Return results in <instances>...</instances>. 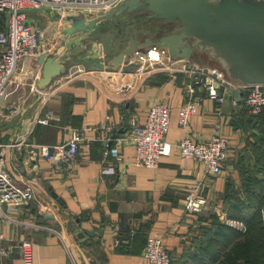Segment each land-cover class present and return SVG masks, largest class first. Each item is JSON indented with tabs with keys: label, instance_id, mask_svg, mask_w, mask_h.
<instances>
[{
	"label": "crops",
	"instance_id": "1",
	"mask_svg": "<svg viewBox=\"0 0 264 264\" xmlns=\"http://www.w3.org/2000/svg\"><path fill=\"white\" fill-rule=\"evenodd\" d=\"M35 11L49 14L43 25L48 38L39 53L20 59L3 101L5 116L0 118V153L19 180L32 185L35 198L26 206L5 205L0 248L8 247L11 253L0 256V264H27L20 247L26 240L33 242L30 264H149L143 251L154 235L163 237L174 264H226L211 262V254H224L230 247L212 242L210 254L201 258L197 252L216 220L239 230L246 228L244 221L230 218L225 203L229 189L244 198L243 173L250 170L258 185H264V171L254 165L252 152L260 132L246 118L245 125L241 123L243 96L228 94L219 103L198 86L192 95L187 90L193 81L191 69L203 66L197 62V53L187 61L174 59L156 46L139 49L130 58L137 65L133 70L109 71L110 58L92 37V30L73 33L72 23L60 21L49 9L30 11L34 24L40 25L38 15L36 19L31 16ZM106 13L82 16L91 21ZM103 24H98L99 29L106 27ZM133 24L126 27L129 35ZM114 27L121 33V21ZM43 53L57 55L69 66L45 89L39 86ZM100 63L104 68H92ZM194 98L199 101L197 112L183 128L180 109ZM155 103L171 108L166 140L173 144L187 136L200 142L217 134L228 139L230 153L223 174L210 176L203 165L177 151L162 157L157 168L136 164V141L127 131L130 120L137 118L144 124ZM75 129H82L91 142L85 156L56 164L35 155V146L65 143ZM112 132L128 137L120 147L123 162L105 153ZM200 182L205 183L206 206L200 214L190 213L184 199ZM252 212L247 210L245 217ZM114 224L121 227L118 235ZM87 231L93 234L80 242L78 233Z\"/></svg>",
	"mask_w": 264,
	"mask_h": 264
},
{
	"label": "built area",
	"instance_id": "2",
	"mask_svg": "<svg viewBox=\"0 0 264 264\" xmlns=\"http://www.w3.org/2000/svg\"><path fill=\"white\" fill-rule=\"evenodd\" d=\"M125 0H0V118L5 116L3 101L8 94L9 86L16 73L21 58L39 53L48 38L47 30L31 22L29 12L49 9L58 15L60 21L70 15L82 16L108 12ZM69 15V16H68ZM68 16V17H67ZM193 81L187 84V90L194 95L196 86L208 91L211 98L224 103L227 95L238 91L252 114L264 110V85H247L229 78L226 73L217 68L194 66L191 69ZM177 78V75H174ZM199 101L192 99L185 104L179 113V124L187 128L191 117L197 112ZM46 122V121H44ZM171 124V108L165 103H155L150 109L147 121L140 124L137 118L130 120L128 134L137 145L136 164L148 168H157L164 156H170L177 151L183 158L192 159L204 166L210 176L224 173L229 158L230 146L228 139L219 134L209 140L194 141L192 137L182 138L173 144L166 140ZM127 136H116L114 132L108 136L107 155L117 162H123L121 146ZM12 145L11 147H13ZM18 146V145H16ZM91 148V142L82 129H75L72 137L62 144L37 145L35 155L50 159L56 164L74 162L78 157L85 156ZM205 183L200 182L185 196V209L190 213H202L206 206L203 196ZM35 198L32 185L20 181L7 166L0 153V218L5 215V205L10 207L26 206ZM243 228V224H241ZM52 230V229H51ZM116 235L121 231L119 224H114ZM115 243L120 240L115 237ZM22 258L25 263L33 261V242L21 243ZM11 249L0 248V256L8 257ZM143 255L149 264H172V258L164 244L162 236L154 235L148 238Z\"/></svg>",
	"mask_w": 264,
	"mask_h": 264
},
{
	"label": "water",
	"instance_id": "3",
	"mask_svg": "<svg viewBox=\"0 0 264 264\" xmlns=\"http://www.w3.org/2000/svg\"><path fill=\"white\" fill-rule=\"evenodd\" d=\"M140 11L149 13L150 19L178 23L179 27L156 37H139L133 27L131 35L127 34L126 27L134 21L127 23L124 18ZM67 19L72 23L73 33L92 30V37L98 39L110 58L109 71L133 70L137 65L130 63L131 56L139 49L156 46L174 59L187 61L197 52H207L219 61L229 78L247 85H264V0H125L91 21L80 15ZM102 21L106 27L99 29ZM119 21L121 33L114 27ZM40 63L44 67L41 89L69 68L57 55L48 53L40 56ZM234 93L241 97L240 92H231ZM36 98L38 102L41 94ZM86 234L93 233L79 232L80 242L85 241Z\"/></svg>",
	"mask_w": 264,
	"mask_h": 264
},
{
	"label": "trees",
	"instance_id": "4",
	"mask_svg": "<svg viewBox=\"0 0 264 264\" xmlns=\"http://www.w3.org/2000/svg\"><path fill=\"white\" fill-rule=\"evenodd\" d=\"M245 118L248 119L250 126L257 128L260 132L252 148L255 158V163H253L261 171H264V110L259 114H251L244 105L241 116V123L244 125L243 119ZM246 160L251 162L253 157H246ZM242 177L245 186L244 198L239 192L229 189L226 193L225 203L230 207V218L244 221L246 228L244 231L239 230L216 220L206 234L202 246L198 249V257L202 258V256L210 254L211 244L215 242L225 248L230 247V249L224 254L221 251L212 253L211 262L213 263L221 260L226 264H264V185H258L255 175L250 170H246ZM249 209H253V212L246 218L245 214ZM222 257L223 259H221ZM172 264H174L173 261Z\"/></svg>",
	"mask_w": 264,
	"mask_h": 264
},
{
	"label": "rangeland",
	"instance_id": "5",
	"mask_svg": "<svg viewBox=\"0 0 264 264\" xmlns=\"http://www.w3.org/2000/svg\"><path fill=\"white\" fill-rule=\"evenodd\" d=\"M34 15H38V18L40 20V22L38 20V23L42 26L45 25L46 20L49 18L48 13H46V15L43 16V14L42 15L37 14V11H35V13H33V15L31 14V16L36 19V17ZM44 17H45V19H44ZM130 19L135 20V25L133 24V27H136L135 29L138 30L139 36H141L143 38L144 37H154L157 34V32H160V34H163L166 31H168L171 27V23L156 21L153 19L151 20L149 18H146L145 14H143V13H135L133 15H127L125 20L128 22V20H130ZM159 23H162V25ZM131 26H132V24H131ZM156 36H159V35H156ZM196 59H197V62L203 64L204 67L217 68V69H221L224 71V68L219 63V61L217 59L211 57L210 54L207 52H204V53L197 52Z\"/></svg>",
	"mask_w": 264,
	"mask_h": 264
},
{
	"label": "flooded vegetation",
	"instance_id": "6",
	"mask_svg": "<svg viewBox=\"0 0 264 264\" xmlns=\"http://www.w3.org/2000/svg\"><path fill=\"white\" fill-rule=\"evenodd\" d=\"M138 13H143V14H145V17L146 18H149V13H147V12H145V11H140V12H138ZM127 17V16H126ZM150 19V18H149ZM148 19V20H149ZM132 19H130L129 21H131ZM152 20V19H151ZM154 20V19H153ZM135 21V20H134ZM157 21V20H156ZM161 22H164V21H161ZM166 23H171V27H170V29L168 30V31H166L165 33H163V34H160V32H157V34L156 35H159V36H162V35H164V34H167V33H170V32H172V31H175L178 27H179V24L178 23H174V22H166ZM159 24H161L162 25V23H159ZM165 26V25H164ZM139 35V34H138ZM155 35V36H156ZM154 36V37H155ZM140 37V36H139Z\"/></svg>",
	"mask_w": 264,
	"mask_h": 264
}]
</instances>
